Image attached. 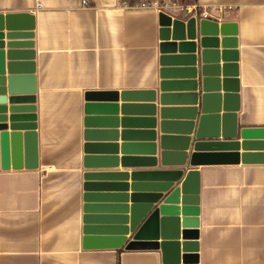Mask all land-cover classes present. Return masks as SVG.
<instances>
[{
    "label": "crops",
    "instance_id": "0c3cea01",
    "mask_svg": "<svg viewBox=\"0 0 264 264\" xmlns=\"http://www.w3.org/2000/svg\"><path fill=\"white\" fill-rule=\"evenodd\" d=\"M139 1L0 0V14L34 16L36 88V128L17 168L12 161L3 168L0 142V264H163L158 249L82 247L84 94L129 93L124 103L118 100L128 108L92 116L100 120L89 129L107 132L95 138L105 144L148 142L150 119L159 122L162 80L168 82L164 92L169 95L164 107L177 112L169 120L196 124L201 108L198 68L184 66L182 75L161 79L158 12L135 6ZM167 1L207 6L209 18L236 23L237 83L232 89H238L230 93L228 109L236 110L237 130L264 127V0ZM181 160L178 150L170 151L164 168H179ZM118 164L94 170L159 168L146 162ZM196 170V264H264V162Z\"/></svg>",
    "mask_w": 264,
    "mask_h": 264
},
{
    "label": "water",
    "instance_id": "95a60500",
    "mask_svg": "<svg viewBox=\"0 0 264 264\" xmlns=\"http://www.w3.org/2000/svg\"><path fill=\"white\" fill-rule=\"evenodd\" d=\"M158 25L161 79L182 75L184 66L198 68L201 108L197 122L169 120L177 112L164 107L169 95L164 92L168 82L162 80L159 122L150 119L151 130L145 133L148 142L105 144L95 138L107 132L89 129L94 120H100L92 116L117 114L118 109L128 108L127 104L119 106L118 100L124 103L129 93L87 91L84 94L83 167L86 171L83 173L82 247L152 248L161 252L163 264H179L180 260L182 264H196L199 226L196 167L263 163L264 127L237 130L236 110L228 109L230 93L238 89L236 85L232 89V84L237 83L235 22H219L183 11H159ZM34 27V16L27 12L0 14L3 168L8 167L9 161L17 168L15 162L20 161L25 141L34 135L36 128ZM237 135L241 141L234 140ZM173 150H178L182 159L179 168H164ZM132 151L138 152L132 155L147 153L148 156H131ZM143 162L159 168L131 172L94 170L117 167L118 163L125 167ZM112 189L118 193H104ZM113 200L118 204L109 203ZM128 201L130 205L126 204ZM111 213L115 216L108 215Z\"/></svg>",
    "mask_w": 264,
    "mask_h": 264
},
{
    "label": "built area",
    "instance_id": "2783aa9c",
    "mask_svg": "<svg viewBox=\"0 0 264 264\" xmlns=\"http://www.w3.org/2000/svg\"><path fill=\"white\" fill-rule=\"evenodd\" d=\"M83 5H86L87 0H81ZM135 6L140 8L153 9L157 12L164 11L171 13V9L175 10L174 12L183 11L190 14H198L201 17L209 18L210 13L207 11V6L199 7L196 4L185 5L176 1H167V0H142L135 4ZM217 10L222 9V7H215ZM170 10V11H169Z\"/></svg>",
    "mask_w": 264,
    "mask_h": 264
},
{
    "label": "trees",
    "instance_id": "16d2710c",
    "mask_svg": "<svg viewBox=\"0 0 264 264\" xmlns=\"http://www.w3.org/2000/svg\"><path fill=\"white\" fill-rule=\"evenodd\" d=\"M189 2V1H188Z\"/></svg>",
    "mask_w": 264,
    "mask_h": 264
}]
</instances>
